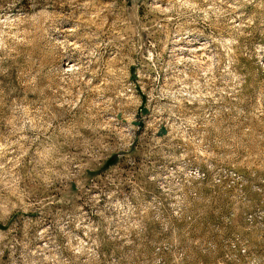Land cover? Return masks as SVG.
<instances>
[{
  "label": "rangeland",
  "instance_id": "1",
  "mask_svg": "<svg viewBox=\"0 0 264 264\" xmlns=\"http://www.w3.org/2000/svg\"><path fill=\"white\" fill-rule=\"evenodd\" d=\"M0 264H264V0H0Z\"/></svg>",
  "mask_w": 264,
  "mask_h": 264
}]
</instances>
